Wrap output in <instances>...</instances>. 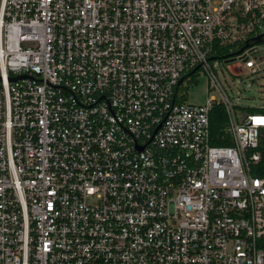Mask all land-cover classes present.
I'll return each mask as SVG.
<instances>
[{
  "label": "built area",
  "instance_id": "1",
  "mask_svg": "<svg viewBox=\"0 0 264 264\" xmlns=\"http://www.w3.org/2000/svg\"><path fill=\"white\" fill-rule=\"evenodd\" d=\"M262 33L264 0H0V264H264V107L215 73Z\"/></svg>",
  "mask_w": 264,
  "mask_h": 264
},
{
  "label": "rangeland",
  "instance_id": "2",
  "mask_svg": "<svg viewBox=\"0 0 264 264\" xmlns=\"http://www.w3.org/2000/svg\"><path fill=\"white\" fill-rule=\"evenodd\" d=\"M260 28L259 31H262ZM260 53L264 52V45L257 44ZM226 64L219 61L215 66L218 80L229 97L234 110L239 117H244L249 112L247 109L264 107V70L253 75L234 76L225 70ZM264 68V63L260 66ZM186 103L191 105H205L211 97L218 95L208 92V81L204 73L199 72L195 79L185 83ZM254 111V112H255Z\"/></svg>",
  "mask_w": 264,
  "mask_h": 264
},
{
  "label": "trees",
  "instance_id": "3",
  "mask_svg": "<svg viewBox=\"0 0 264 264\" xmlns=\"http://www.w3.org/2000/svg\"><path fill=\"white\" fill-rule=\"evenodd\" d=\"M253 113L255 109H247ZM211 133L215 145L226 146L231 144L228 133V120L222 106H214L210 114Z\"/></svg>",
  "mask_w": 264,
  "mask_h": 264
},
{
  "label": "water",
  "instance_id": "4",
  "mask_svg": "<svg viewBox=\"0 0 264 264\" xmlns=\"http://www.w3.org/2000/svg\"><path fill=\"white\" fill-rule=\"evenodd\" d=\"M254 44H264V33L260 34L259 36L253 38L251 40ZM246 46H248V43H246Z\"/></svg>",
  "mask_w": 264,
  "mask_h": 264
}]
</instances>
